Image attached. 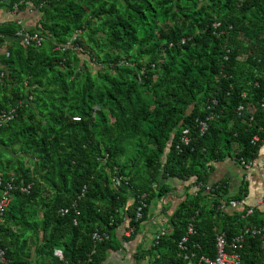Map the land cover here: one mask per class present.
Wrapping results in <instances>:
<instances>
[{
	"label": "trees",
	"instance_id": "trees-1",
	"mask_svg": "<svg viewBox=\"0 0 264 264\" xmlns=\"http://www.w3.org/2000/svg\"><path fill=\"white\" fill-rule=\"evenodd\" d=\"M2 5L31 7L28 30L44 36L26 46L22 24H0V201L14 188L0 252L11 264H105L155 203L169 227L136 260L208 264L223 237L239 264H264V210L244 202L247 186L231 196L209 179L226 159L247 169L264 146V0ZM172 181L189 183L173 211Z\"/></svg>",
	"mask_w": 264,
	"mask_h": 264
},
{
	"label": "crops",
	"instance_id": "crops-1",
	"mask_svg": "<svg viewBox=\"0 0 264 264\" xmlns=\"http://www.w3.org/2000/svg\"><path fill=\"white\" fill-rule=\"evenodd\" d=\"M5 0H0V5L3 6ZM0 6V24L6 22L17 21L22 24L25 30L35 28L38 25V15L31 7H26L21 12H9ZM264 166V146L261 149L259 158L254 161L250 169H244L239 166L234 160L226 159L222 162L214 164V170L210 173L209 179L211 183L225 184L229 187V194L235 196L239 193L242 185L248 187V197L244 202L248 206H258L264 210V185L261 178V173ZM189 183L172 181L174 192L168 201L173 205L171 211L174 210L177 204L183 200L185 188ZM169 203V204H170ZM161 206L156 204L153 209V216L149 222L144 224L143 229L136 240L125 243L124 248L118 253L112 254L105 264H146V261L136 260L135 254L140 245L148 247L151 245L152 239L159 232H162L169 227L168 214L163 215ZM120 240L130 237L127 232H117Z\"/></svg>",
	"mask_w": 264,
	"mask_h": 264
},
{
	"label": "built area",
	"instance_id": "built-area-1",
	"mask_svg": "<svg viewBox=\"0 0 264 264\" xmlns=\"http://www.w3.org/2000/svg\"><path fill=\"white\" fill-rule=\"evenodd\" d=\"M238 2H242L243 0H236ZM43 6V4L41 5ZM19 10L18 6L15 5L14 6V11L17 12ZM79 34L81 33V31L78 32ZM16 37L21 41V43H23L24 45L26 46H30L31 44H35L36 46H41L43 43H44V36L42 35V33L40 32H30L29 30H25V29H22L20 30L17 34H16ZM72 42H69V44L67 45V47H70ZM74 50H78V51H81V48L79 47H75ZM242 109V107L240 108ZM12 116H8L7 119H11ZM201 131L204 132L206 129H207V123H202L201 125ZM255 141H258V138L256 137L254 139ZM185 142H187V140H185ZM243 165L249 169L250 168V165H247L245 163H243ZM261 178H262V181L264 183V166H263V170H262V173H261ZM114 180H117L118 179H114ZM13 186L12 185H8L4 191V194H3V197L0 201V224H1V216L3 215L5 209L8 207L9 205V202H10V192L13 190ZM30 189V187L28 188H23L22 191L23 192H28V190ZM206 190L207 191H211V186H207L206 187ZM233 208H236V207H240L241 206V203H238V202H231L230 204ZM64 212H67V211H64ZM142 208L139 207L138 209V215L137 217L138 218H141L142 217ZM253 213V210L249 209L248 210V214H252ZM194 233V228L192 225L189 226L188 228V235L185 236L181 243H180V249L181 250H185L186 249V246L185 244L188 242V236L193 234ZM128 234H131V230L128 231ZM108 238V235L106 233H99V232H95L93 234V239L95 241H103L104 239H107ZM225 241L223 239V237H219L218 239V257L216 260L214 261H211L209 259H205L203 258V260L208 263V264H239L240 262V258L239 256L237 255H230L226 252V248H225ZM56 256L60 259H63V255H62V252L61 251H56ZM0 264H11L10 260L7 259L5 257V253L4 251H1L0 252Z\"/></svg>",
	"mask_w": 264,
	"mask_h": 264
},
{
	"label": "rangeland",
	"instance_id": "rangeland-1",
	"mask_svg": "<svg viewBox=\"0 0 264 264\" xmlns=\"http://www.w3.org/2000/svg\"><path fill=\"white\" fill-rule=\"evenodd\" d=\"M82 55V54H81ZM155 204H157V203H155Z\"/></svg>",
	"mask_w": 264,
	"mask_h": 264
}]
</instances>
